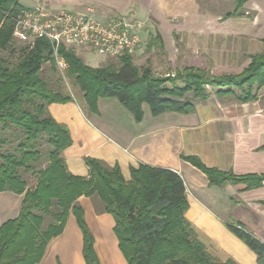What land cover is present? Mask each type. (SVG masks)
Segmentation results:
<instances>
[{"label": "trees", "instance_id": "16d2710c", "mask_svg": "<svg viewBox=\"0 0 264 264\" xmlns=\"http://www.w3.org/2000/svg\"><path fill=\"white\" fill-rule=\"evenodd\" d=\"M248 1L236 0L235 9L223 19L241 16ZM21 9L17 0H0V193L23 196L18 216L0 226V264H38L71 214L82 233L85 263L98 264L78 203L82 196L97 202L98 212L113 217L118 246L128 264H231L210 256L196 239L184 216L186 187L175 172L140 165L125 181L118 166L108 167L92 158L84 160L88 178L67 171L62 153L71 145L70 135L66 126L54 121L48 106L76 100L53 90L44 77L43 65L54 67L49 42L37 39L30 48L12 36V17ZM154 40L163 48L158 34L147 48ZM262 43L263 50L249 57L240 75L214 76L183 68L166 80L154 77L148 66L138 69L131 56L115 58L117 66L92 68L73 49L60 47L59 55L67 62L66 76L83 95L88 111H96L99 99L115 98L139 123L143 103L157 117L166 112L192 113L193 103L205 102L211 94L237 103L255 100L264 87V38ZM187 93L192 96L186 97ZM183 159L200 170L209 185L245 184L253 189L264 184V175L236 177L207 168L196 157ZM28 176L35 178L32 188ZM226 227L255 254L257 264H264L261 240L239 221Z\"/></svg>", "mask_w": 264, "mask_h": 264}, {"label": "crops", "instance_id": "0c3cea01", "mask_svg": "<svg viewBox=\"0 0 264 264\" xmlns=\"http://www.w3.org/2000/svg\"><path fill=\"white\" fill-rule=\"evenodd\" d=\"M199 1L17 0L23 9L43 5L87 12L98 20L115 14L139 19L145 23L141 42L160 35L173 56L168 61L176 60L178 38L186 57L198 53L183 68L209 70L214 76L240 75L249 57L263 50L264 0H249L241 16L228 19H223L226 13L219 8H203ZM84 103L82 99L48 106L54 121L68 129L71 145L62 157L71 175L88 178L86 158L118 166L125 181L140 165L171 170L184 181L188 205L184 216L205 251L221 263L257 264L255 254L226 224L239 221L264 243V184L253 189L245 184L209 185L206 176L183 157H196L207 168L236 177L264 175V87L247 103L211 94L205 102L195 101L189 114L166 112L153 117L143 103L139 123L115 98L99 99L95 112ZM22 197L0 193V226L18 216ZM78 203L98 264H128L118 246L113 217L98 212V203L89 197H80ZM82 247V233L71 214L38 264H86Z\"/></svg>", "mask_w": 264, "mask_h": 264}, {"label": "built area", "instance_id": "2783aa9c", "mask_svg": "<svg viewBox=\"0 0 264 264\" xmlns=\"http://www.w3.org/2000/svg\"><path fill=\"white\" fill-rule=\"evenodd\" d=\"M12 36L33 47L37 39H45L52 50V61L63 76L68 64L59 55L60 47L88 50L105 58L132 56L141 43L144 22L138 19L112 16L102 21L87 12H52L37 5L21 9L12 17Z\"/></svg>", "mask_w": 264, "mask_h": 264}, {"label": "rangeland", "instance_id": "374dc122", "mask_svg": "<svg viewBox=\"0 0 264 264\" xmlns=\"http://www.w3.org/2000/svg\"><path fill=\"white\" fill-rule=\"evenodd\" d=\"M235 1L236 0H200L199 2L203 6V8L206 5H207V8L210 6L215 7L216 9L219 8L221 10V13L224 15L225 13L232 12L235 9ZM62 10L74 11L72 9H60L59 7L50 9V11L52 12H60ZM113 16L127 17V15L125 16L122 14L120 15L115 14ZM245 16H249V14L245 13ZM105 20H102V21H105ZM155 36H152L151 39L149 37V38H146L145 41L143 40V42L140 43V47L139 49H137V52L131 56L133 60V64L138 69L148 66L151 69L154 77H158L163 80H166V79H170L174 77V75L176 74L175 72L176 69H183V67L189 65L190 64L189 60H191V57L193 59L198 58V53L191 54L190 59L186 57V55H184L183 53L184 47L181 46V43L178 42V38H176L175 39L176 60L175 62L168 61L169 57H173L171 56V51L169 50L170 49L169 47L166 48L163 44V48H160V46L158 45V41L154 40L152 48H147L148 47L147 44ZM65 48L73 49L76 52L77 56L83 60L84 64L89 67H92V68L104 67L108 63L114 64L117 66V59L115 58H105L103 56H98L88 50L71 48V47H65ZM184 58H186L188 61L184 60ZM193 64L198 65L196 62H194ZM174 67L176 68L175 70H174ZM42 69L44 72V77H46V79L49 81L50 87H52L53 90L57 92H61L63 96H71L77 102L78 101L81 102L83 95L75 87L73 82L66 76V73L63 76H61L57 72L55 67H52V64L50 63L44 64ZM178 84L180 85V83ZM165 86L167 88L171 87L170 83L168 82L166 83ZM205 88L209 93H212L211 87L206 85ZM191 96H192L191 93L186 94V97H191ZM26 178H27L28 187L32 188L35 183V178L32 176L30 177L28 176Z\"/></svg>", "mask_w": 264, "mask_h": 264}]
</instances>
